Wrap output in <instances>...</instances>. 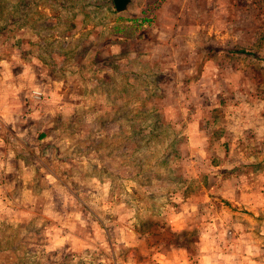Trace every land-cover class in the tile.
<instances>
[{"label":"rangeland","instance_id":"1","mask_svg":"<svg viewBox=\"0 0 264 264\" xmlns=\"http://www.w3.org/2000/svg\"><path fill=\"white\" fill-rule=\"evenodd\" d=\"M25 38L57 80L17 113L54 151L0 141V264H264V0H0Z\"/></svg>","mask_w":264,"mask_h":264},{"label":"crops","instance_id":"2","mask_svg":"<svg viewBox=\"0 0 264 264\" xmlns=\"http://www.w3.org/2000/svg\"><path fill=\"white\" fill-rule=\"evenodd\" d=\"M8 38H13V36H9ZM28 47L30 46L27 38H25L23 45L21 41L13 40L9 47H0L2 49L1 53L5 55L3 58H0V128H3L6 131L4 134L0 133V141H3L2 137L8 133V137L13 138L9 140L10 143H12V140L15 143L11 146L23 148V151L28 149L33 152L31 148H34L35 145L31 144L27 139V137L33 136V131H31L33 125L31 124V121H29L30 119H33V117L29 114L24 116L26 118H23L21 114L19 115L17 113V108L23 105V101L25 102L26 97L29 96V92L27 93L29 87L33 84L35 85L37 80L41 81L43 78L48 80L51 85V83L56 81L57 78L53 76L52 68H47V65H44V62L35 57L36 55H32L29 52L30 50H27L29 49ZM37 65H40L41 68H38ZM33 66H35V68H33ZM56 94L58 93L55 91L48 92L45 96L46 101H53ZM0 132H2L1 129ZM46 136L47 134L45 130L43 131L41 128L37 137L42 141ZM35 148H37L43 155L53 154L54 151L52 145L47 144ZM15 165L17 164L15 163ZM174 196V199H176V195ZM178 198H180L179 205L182 204V213L180 214L182 218H177L179 214L170 215L172 224H175L176 227L179 226L178 222H181L183 219L186 225L188 221L194 217V214L192 213L194 208L191 207V203L188 200H185L182 196ZM207 244L208 243H202L204 246H207ZM232 244H234V242H232ZM209 245H213V242H209ZM186 247H188V245H186ZM186 247L184 249V247L176 244L164 243L161 246V249L158 248V250H160L158 252L160 255L158 256L159 263L237 264L238 262L236 258L209 256L206 253H202L200 256H196V254L192 257L183 256L182 249L186 250Z\"/></svg>","mask_w":264,"mask_h":264},{"label":"water","instance_id":"3","mask_svg":"<svg viewBox=\"0 0 264 264\" xmlns=\"http://www.w3.org/2000/svg\"><path fill=\"white\" fill-rule=\"evenodd\" d=\"M116 11L120 12L127 8L131 0H112Z\"/></svg>","mask_w":264,"mask_h":264},{"label":"trees","instance_id":"4","mask_svg":"<svg viewBox=\"0 0 264 264\" xmlns=\"http://www.w3.org/2000/svg\"><path fill=\"white\" fill-rule=\"evenodd\" d=\"M151 20V18L150 17H145V16H143V17H139V18H137L135 21H137L136 23V25L137 26H141V25H143L145 22L147 23V22H149ZM243 53H245V52H243Z\"/></svg>","mask_w":264,"mask_h":264},{"label":"built area","instance_id":"5","mask_svg":"<svg viewBox=\"0 0 264 264\" xmlns=\"http://www.w3.org/2000/svg\"><path fill=\"white\" fill-rule=\"evenodd\" d=\"M37 96H39V93L37 94Z\"/></svg>","mask_w":264,"mask_h":264}]
</instances>
